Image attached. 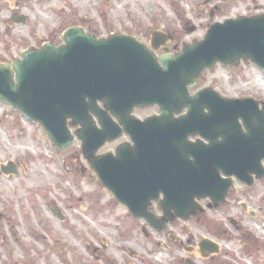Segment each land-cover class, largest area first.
Instances as JSON below:
<instances>
[{"label": "rangeland", "instance_id": "1", "mask_svg": "<svg viewBox=\"0 0 264 264\" xmlns=\"http://www.w3.org/2000/svg\"><path fill=\"white\" fill-rule=\"evenodd\" d=\"M263 13L264 0H0V63L22 58L27 48L64 43L73 26L97 38L126 34L146 42L153 29H170L190 40L216 22ZM192 26L197 32L186 37ZM263 80L264 72L241 61L206 71L193 90L210 86L225 97L264 103ZM8 161L19 173L0 171V264H186L189 258L204 264L194 251L206 239L222 246L213 264H264V179L251 191L238 185L202 222L175 225L164 235L132 218L99 182L81 141L58 150L39 125L0 102V167ZM173 233L183 245L169 242ZM190 233L197 247L187 253Z\"/></svg>", "mask_w": 264, "mask_h": 264}, {"label": "water", "instance_id": "2", "mask_svg": "<svg viewBox=\"0 0 264 264\" xmlns=\"http://www.w3.org/2000/svg\"><path fill=\"white\" fill-rule=\"evenodd\" d=\"M14 19L25 22L23 17ZM64 40L66 44L59 47L30 48L11 66L0 65V101L40 124L59 149L74 142L68 121L81 125L77 135L84 140V154L100 181L132 216L162 231L168 218L158 220L149 212L152 201L170 220L172 211L185 219L195 213L196 197L224 198L230 183H221L219 170L248 183L251 171L264 176V107L259 110L254 99L222 98L211 89L194 97L188 93L201 73L218 63L228 66L251 60L264 69V15L215 23L203 41L160 61L132 36L98 40L73 27ZM153 105L159 106L161 116L145 122L130 118L135 108ZM181 107L189 108L188 115L174 118ZM205 107L210 109L208 114L203 112ZM109 112L119 118L135 145L121 147L118 158L107 154L91 161L107 140L117 137L112 135ZM94 116L106 135L96 130ZM239 119L248 133H242ZM215 127L219 133L231 132V137L223 135L219 142L218 135L210 133ZM196 133L210 145L188 142L189 135ZM1 170L6 175L18 173L12 162ZM220 188L225 193L216 192Z\"/></svg>", "mask_w": 264, "mask_h": 264}, {"label": "flooded vegetation", "instance_id": "3", "mask_svg": "<svg viewBox=\"0 0 264 264\" xmlns=\"http://www.w3.org/2000/svg\"><path fill=\"white\" fill-rule=\"evenodd\" d=\"M165 34H167V36H170V41H165L164 43H160L159 44V51H158V55H161V54H164L165 52H167V53H171V54H175V53H177L181 48H182V46L185 44V39L184 38H181V37H179V36H176V34H177V32H173V30H170V29H167V30H165V31H163ZM197 39H191L190 40V42H194V41H196ZM146 44V43H145ZM147 44L149 45L150 44V42L149 41H147ZM204 76V74L200 77V79H199V81H198V85L200 84V81L202 80V77ZM197 85V86H198ZM207 87V86H206ZM208 87H210V86H208ZM202 88H204V87H202ZM202 88H200V89H202ZM199 89V90H200ZM199 90H197V91H195V90H193V88L192 89H190V95H195ZM149 110H153L154 111V113H152L151 115H149V116H158V115H160V110H159V108L157 107V106H154V107H151V108H148ZM148 109H145V110H148ZM180 109V111H174V116L175 117H177V118H179V117H183V116H186L187 114H188V112H189V108L188 107H181V108H179ZM139 111H142V110H135V115L139 118V119H141V120H144L146 117H144V118H140L139 116H138V112ZM203 112L205 113V114H208L209 112H210V109L208 108V107H205L204 109H203ZM115 119V118H114ZM118 121V120H117ZM116 121V122H117ZM240 123L242 124V129H243V131H247L246 130V128L243 126V123H242V120H240ZM98 129L99 130H101L102 129V127L101 126H98ZM118 131L119 130H121V131H124V129H123V127L121 126V124L119 123V121H118V127L116 128ZM211 129H213V128H211ZM77 130V128H73V131L75 132ZM242 131V133H244ZM210 133L211 134H214V135H218V137H217V139L216 140H218L219 142H221L222 141V136L224 135V136H226L227 138L228 137H231V136H229L228 134H231V132H228V131H224V132H221V133H219V131L217 130V128L215 127L212 131H210ZM244 134H246V133H244ZM118 141H120V143L119 144H117V142ZM188 141L190 142V143H198V144H202L203 146H208V145H210V141L206 138V137H204L203 135H201V133H196V135L195 136H193V135H189V137H188ZM132 145L133 146V141H132V139H131V137L128 135V134H126V133H120V136L118 137V139H116L115 141H113V142H109L106 146H108V145H115L113 148H111L110 150H107V151H104V152H102L101 154H104V153H108V152H112V153H116V151L118 150V147H120L121 145ZM251 172H258V171H256V170H254V171H251ZM251 174H254V175H252L251 177H252V182H253V184L250 186V187H248L247 185H241L242 187H245L246 189H248L249 191H251V190H254L258 185H260L263 181V179H258L256 176H255V174L256 173H251ZM237 185H240V184H237ZM236 190V187L234 186V187H232L229 191H228V196H227V199H226V201H225V204L227 203V200L230 198V194L232 193V192H234ZM199 203L201 204V206H202V204H203V206H202V211H200V212H198V213H196V215L195 216H192V217H190V219H189V221L190 220H193V219H199V221L200 222H202V220L203 219H205L206 217L204 216V215H207V212H209V211H212L211 209H213V205L210 203V201H208V200H202V201H199ZM151 210L154 212V213H156L154 210H156L157 211V213H156V215L157 216H162L163 215V213H162V210L160 209V207L156 204V203H153L152 205H151ZM188 221V222H189ZM181 223H183L182 221H180V220H174L171 224H168V228H167V230L166 231H164L162 234H164V235H166L169 231H170V229L172 228V227H174L175 225H178L179 226V228H181ZM201 225V224H200ZM199 224L197 225V226H200ZM152 231V233H154V231L153 230H151ZM183 235V234H182ZM187 235V237L189 238V240H188V243H189V247H186V252L188 253V252H190L191 250H193L194 248H196L197 246L194 244V245H192V243H193V234H186ZM169 238V242L172 244H179V245H183V242L181 241V235H179V234H169V236H168ZM202 241L203 240H201L200 241V243L198 244V246L201 248V250H199L200 251V253H201V255H202V257H203V255H204V251H205V249H204V247H202L201 246V243H202ZM222 252V251H221ZM220 252V253H221ZM223 253V252H222ZM220 255H216V256H211V257H209V258H201V257H197L199 260H200V262L201 263H209V264H213V261L214 260H216L217 259V257H219ZM208 261V262H207ZM195 262V260H193V258H189L187 261H186V264H196V263H194Z\"/></svg>", "mask_w": 264, "mask_h": 264}, {"label": "bare ground", "instance_id": "4", "mask_svg": "<svg viewBox=\"0 0 264 264\" xmlns=\"http://www.w3.org/2000/svg\"><path fill=\"white\" fill-rule=\"evenodd\" d=\"M220 247H221V246H220ZM194 254H195L196 256H198V257H201V258H202V255H201V253H200L199 249H196V250L194 251Z\"/></svg>", "mask_w": 264, "mask_h": 264}]
</instances>
